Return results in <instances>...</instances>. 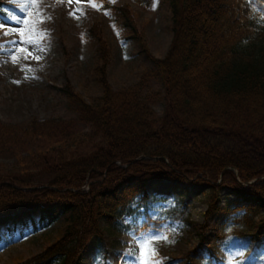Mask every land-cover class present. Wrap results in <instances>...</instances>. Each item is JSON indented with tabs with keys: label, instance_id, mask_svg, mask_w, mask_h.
<instances>
[{
	"label": "trees",
	"instance_id": "trees-1",
	"mask_svg": "<svg viewBox=\"0 0 264 264\" xmlns=\"http://www.w3.org/2000/svg\"><path fill=\"white\" fill-rule=\"evenodd\" d=\"M96 1L151 62L146 76L161 81L163 95L146 91L142 81L119 90L111 86L109 47L97 23L89 36L97 43L100 64L94 70L101 95L87 102L68 84L62 88L77 119L33 117L23 125L0 119V155L23 161L31 156L0 172V226L21 225L22 235L64 222L59 238L17 264H83L91 241L104 239L102 221L117 229L132 202L146 206L151 179L208 184L206 217L224 211L216 195L232 191L243 209L235 216L245 225L241 233L263 238L264 25L251 0H167L172 38L163 58L150 53L131 6ZM156 98L165 102L161 115L153 107ZM77 121L96 138L86 149L68 145ZM34 175L46 178L43 187L31 182ZM165 212L170 219L183 218L177 209ZM10 240L0 236L5 245ZM206 250L214 256L211 246Z\"/></svg>",
	"mask_w": 264,
	"mask_h": 264
},
{
	"label": "rangeland",
	"instance_id": "rangeland-1",
	"mask_svg": "<svg viewBox=\"0 0 264 264\" xmlns=\"http://www.w3.org/2000/svg\"><path fill=\"white\" fill-rule=\"evenodd\" d=\"M111 3L132 7L150 53L163 58L172 38L168 1L151 0L147 8L138 6L133 0H111ZM21 4L28 6L27 18L34 22V37L44 51H35L39 60L34 57L25 59L26 54L19 53L20 58L14 63L9 42L21 38L17 34L5 33L9 32V25L18 27L11 17L22 15ZM250 4L258 23L264 25V0H251ZM97 23L101 25L109 47L107 78L111 86L119 90L142 81L146 91L163 95L161 81L146 76L151 62L144 59L139 46L127 39V32L109 10L102 9L100 2L0 0V24L5 25L0 28V45L5 46V50L0 51L2 121L23 125L33 117L77 119L62 91L67 84L87 102L101 95L94 70L100 64L97 43L89 36L90 28ZM40 34L46 36L39 39ZM35 48V44L28 46L29 51ZM164 106L163 98L154 100L153 107L158 115L162 114ZM89 131L88 125L77 121L68 141L70 149H86L90 140L96 139L89 135ZM31 149V155L35 157L38 146L35 144ZM26 161L0 155V172L12 171ZM45 181L46 178L39 175H34L31 180L39 188ZM87 189V186L83 187V190ZM146 191L149 195L146 206L138 205L137 200L132 202V212L119 218L120 227L110 229L102 221L104 239L100 242L92 239L83 255V264H135L126 254L135 253L136 260H139L136 241L155 235L170 238V242L154 244L159 264H190L188 256L196 257L193 264H264V237L252 240L249 235L241 233L245 225L237 222L235 216L242 214L243 209L237 208L241 203L235 201L232 191L224 189L216 195V203L224 211L208 217L206 213L212 192L206 183L151 179ZM172 208L181 211L183 218H168L165 211ZM260 214L264 216V211ZM259 216L253 220L258 222ZM63 225L60 218L45 230L35 233L25 230L22 235L19 234L23 230L21 225L13 230L0 226V236L11 239L7 245L0 242V264H17L38 254L62 235ZM210 246L214 256L206 250Z\"/></svg>",
	"mask_w": 264,
	"mask_h": 264
},
{
	"label": "snow or ice",
	"instance_id": "snow-or-ice-1",
	"mask_svg": "<svg viewBox=\"0 0 264 264\" xmlns=\"http://www.w3.org/2000/svg\"><path fill=\"white\" fill-rule=\"evenodd\" d=\"M32 3H35L36 0H31ZM79 2V0H78ZM95 6V5H94ZM27 8L28 6L26 4L20 5V10L22 12V15L20 17H17L13 15L11 17V20L13 23L17 24L18 27L11 28L9 25V32H6L5 35L9 34H17L20 36V40L18 41H11L9 42V52L11 54V59L15 63L20 57L19 53L26 54L24 56L25 59L29 57H34L35 59L39 60L40 57L35 56V51H44V48L39 45L38 40L34 37V33L36 31L35 24L33 21H31L29 18H27ZM74 13H70V15H73ZM107 14V13H106ZM41 22H43L41 20ZM5 27V25L0 24V28ZM46 36V34H40L39 39H43ZM36 45V48L34 51H29L28 46L30 45ZM5 46L0 45V51H4ZM29 78V77H26ZM159 242H170V238L168 236H145L141 240L136 241V245L139 248V256L140 259L136 260L135 253H128L126 254L129 257H132L135 264H159V261L157 260V253L154 247L155 243Z\"/></svg>",
	"mask_w": 264,
	"mask_h": 264
}]
</instances>
